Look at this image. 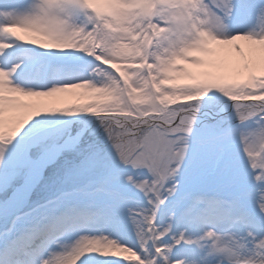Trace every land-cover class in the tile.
<instances>
[{
	"label": "snow or ice",
	"instance_id": "1",
	"mask_svg": "<svg viewBox=\"0 0 264 264\" xmlns=\"http://www.w3.org/2000/svg\"><path fill=\"white\" fill-rule=\"evenodd\" d=\"M0 264H264V0H0Z\"/></svg>",
	"mask_w": 264,
	"mask_h": 264
}]
</instances>
